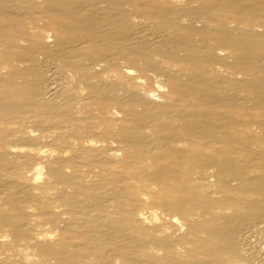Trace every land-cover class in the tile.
<instances>
[{
	"label": "bare ground",
	"instance_id": "6f19581e",
	"mask_svg": "<svg viewBox=\"0 0 264 264\" xmlns=\"http://www.w3.org/2000/svg\"><path fill=\"white\" fill-rule=\"evenodd\" d=\"M0 264H264V0H0Z\"/></svg>",
	"mask_w": 264,
	"mask_h": 264
},
{
	"label": "rangeland",
	"instance_id": "374dc122",
	"mask_svg": "<svg viewBox=\"0 0 264 264\" xmlns=\"http://www.w3.org/2000/svg\"><path fill=\"white\" fill-rule=\"evenodd\" d=\"M155 94H157V95H154V98H155V100H157V98L159 97V94H158V92Z\"/></svg>",
	"mask_w": 264,
	"mask_h": 264
}]
</instances>
